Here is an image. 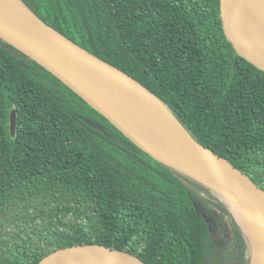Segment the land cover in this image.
I'll use <instances>...</instances> for the list:
<instances>
[{
  "label": "trees",
  "instance_id": "obj_1",
  "mask_svg": "<svg viewBox=\"0 0 264 264\" xmlns=\"http://www.w3.org/2000/svg\"><path fill=\"white\" fill-rule=\"evenodd\" d=\"M21 1L264 189V71L226 39L221 0ZM92 244L145 264H250L221 196L151 157L0 39V264Z\"/></svg>",
  "mask_w": 264,
  "mask_h": 264
},
{
  "label": "water",
  "instance_id": "obj_2",
  "mask_svg": "<svg viewBox=\"0 0 264 264\" xmlns=\"http://www.w3.org/2000/svg\"><path fill=\"white\" fill-rule=\"evenodd\" d=\"M261 1L221 0V18L236 53L264 71ZM0 39L52 73L151 157L221 196L248 238L250 264H264V189L200 144L152 92L46 24L21 0H0ZM97 71L114 75L126 87L115 86ZM17 125L12 110L13 137ZM39 264L145 263L127 251L92 244L58 250Z\"/></svg>",
  "mask_w": 264,
  "mask_h": 264
},
{
  "label": "bare ground",
  "instance_id": "obj_3",
  "mask_svg": "<svg viewBox=\"0 0 264 264\" xmlns=\"http://www.w3.org/2000/svg\"><path fill=\"white\" fill-rule=\"evenodd\" d=\"M258 28H259V37H260V39L264 40V0L261 1L260 8H259V13H258ZM97 73L102 78L108 80L109 82L113 83L115 86H118L119 88L126 87L123 84H121V82L119 81V79H117V77H115L112 74L103 73V72H99V71H97ZM254 264H259V263L255 261Z\"/></svg>",
  "mask_w": 264,
  "mask_h": 264
}]
</instances>
